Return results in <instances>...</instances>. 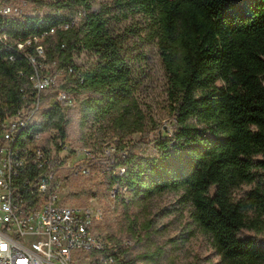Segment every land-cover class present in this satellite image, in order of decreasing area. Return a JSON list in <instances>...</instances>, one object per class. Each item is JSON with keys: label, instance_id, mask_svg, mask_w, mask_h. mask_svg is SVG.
I'll use <instances>...</instances> for the list:
<instances>
[{"label": "trees", "instance_id": "obj_1", "mask_svg": "<svg viewBox=\"0 0 264 264\" xmlns=\"http://www.w3.org/2000/svg\"><path fill=\"white\" fill-rule=\"evenodd\" d=\"M26 1L36 13L43 4ZM48 6L42 16L10 18L8 40L45 34V55L57 62L74 63L82 51L95 55L82 83L60 86L81 95L75 113L81 140L92 130L110 132L114 153H123V172L106 176L108 189L123 184L137 212L155 197H176L174 208L163 209L162 227L150 220L141 226L148 236L167 234L188 212L179 234L166 237L157 254L168 252L169 264L188 256L193 264H264V0H112L98 8L91 0H52ZM65 10L81 14L75 19L60 13ZM134 13L154 25L173 121L150 154L142 149L152 128L134 95L127 34L114 27ZM9 53L0 43V101L18 106L31 68ZM71 116L44 101L30 129H57L63 138ZM133 134L139 137L129 143ZM198 238L204 242L190 252ZM157 256L139 253L129 264Z\"/></svg>", "mask_w": 264, "mask_h": 264}, {"label": "built area", "instance_id": "obj_2", "mask_svg": "<svg viewBox=\"0 0 264 264\" xmlns=\"http://www.w3.org/2000/svg\"><path fill=\"white\" fill-rule=\"evenodd\" d=\"M30 14L43 13L26 0H0V43L10 50L9 60L24 58L31 68L20 104L0 101V264H129V251L121 250L132 237L113 239L100 230L104 200L98 207L72 206L59 194V170L90 174V150L72 148L68 134L62 138L57 129H30L44 101L72 114L81 95L60 85L83 82L74 63L47 59L40 43L45 34L11 44L8 20ZM109 197L115 200L116 193Z\"/></svg>", "mask_w": 264, "mask_h": 264}, {"label": "rangeland", "instance_id": "obj_3", "mask_svg": "<svg viewBox=\"0 0 264 264\" xmlns=\"http://www.w3.org/2000/svg\"><path fill=\"white\" fill-rule=\"evenodd\" d=\"M51 1L41 0L43 4L40 6L39 12H50L48 4ZM111 1L91 0L93 8H98L101 5L110 6ZM60 13L65 16L74 15L78 18L75 10H65L60 11ZM114 27L119 33L127 34L126 48L133 56L131 59V79L134 84V95L146 116L147 126L152 128L149 146L143 147L145 152L143 150L139 153H155L156 137L163 138L167 134V129L172 130L173 121L169 118L168 110V78L156 43V37L152 31L154 25H151L145 16L134 13L120 21H115ZM73 62L79 71H86L96 63V57L91 52L82 51L81 55L75 57ZM75 113L76 109L70 117L68 140L74 149L85 146L90 150L92 159L88 162L91 163V172L88 175H75L70 170L60 169L59 175L64 177V182L59 190L60 196L65 197L64 202L72 206H89L92 204V206L98 207L101 200H104L103 218L98 222L102 233L116 239L131 236L132 244L127 254L131 259L139 253L158 255V259L155 258L148 262L139 260L135 264H169L168 252L165 251L159 256L156 248L163 244L166 237H174L179 234L182 223L189 220L188 212L185 211L184 214L178 216V223L173 225L167 234L163 229L162 234L148 236L141 226L150 220L154 227H162L166 220V217L162 215L163 209L174 208L176 197L169 193L155 197L143 211L137 212L136 207L127 203L128 194L123 184L117 182L113 184L111 189H108L106 176L121 173L123 170V153H114V142L110 132L102 133L92 130L87 132L85 141H82ZM138 137L139 134H133L129 143H133ZM68 159L70 160L71 157ZM247 188L248 186H243V190ZM111 192L116 193L115 200L109 197ZM246 234L249 235L250 232H246ZM261 239L264 240V236ZM203 242V238L191 242L190 252L192 250L198 251L199 245ZM176 264H193V262L188 256L184 261L177 260Z\"/></svg>", "mask_w": 264, "mask_h": 264}]
</instances>
